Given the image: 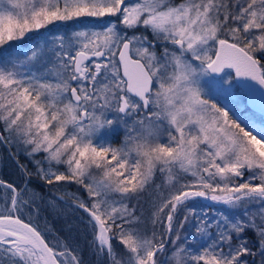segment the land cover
Returning <instances> with one entry per match:
<instances>
[{"label":"snow or ice","instance_id":"6c2138e0","mask_svg":"<svg viewBox=\"0 0 264 264\" xmlns=\"http://www.w3.org/2000/svg\"><path fill=\"white\" fill-rule=\"evenodd\" d=\"M241 91L264 115V0H0V264H264ZM60 185L84 246L40 225Z\"/></svg>","mask_w":264,"mask_h":264},{"label":"trees","instance_id":"16d2710c","mask_svg":"<svg viewBox=\"0 0 264 264\" xmlns=\"http://www.w3.org/2000/svg\"><path fill=\"white\" fill-rule=\"evenodd\" d=\"M239 107L249 111L248 106L239 105ZM0 156H3L0 153ZM4 162L10 163L9 160L5 159ZM22 163H27V161L22 160ZM5 166L11 167V165L4 164ZM14 171V169H13ZM13 171L11 174H13ZM15 174V172H14ZM4 172L0 173V176H3ZM9 176V175H8ZM15 178V177H13ZM34 187L39 188V185H34ZM45 196V202L41 204V216H40V225L42 228L47 227L53 231L54 235H59L61 238L72 240L73 242L79 243L81 246L85 245L87 237L84 226L81 223L83 218V213L71 207L72 200L70 196H65V193H75L77 191L76 187H66L63 185L48 189L47 187L41 189ZM57 197H64L63 200L58 199ZM51 202V203H49ZM203 203L207 204V202ZM145 210L147 211V204H145ZM51 238V237H49ZM86 257L89 261H92L91 256ZM163 259V257H162Z\"/></svg>","mask_w":264,"mask_h":264},{"label":"rangeland","instance_id":"374dc122","mask_svg":"<svg viewBox=\"0 0 264 264\" xmlns=\"http://www.w3.org/2000/svg\"><path fill=\"white\" fill-rule=\"evenodd\" d=\"M244 97H246V93L243 92V91H241V92L239 93V100H238V104H239V105L244 104V103H243V99H244ZM250 113H251V114H254V115L256 116L258 122H264L263 117H262L261 115H259L258 113H255V112H253V111H250ZM204 202L209 203L208 201H204ZM45 229H48V228L45 227ZM54 236H55V235H54L53 231H51V235H50V237L52 238V237H54Z\"/></svg>","mask_w":264,"mask_h":264},{"label":"water","instance_id":"95a60500","mask_svg":"<svg viewBox=\"0 0 264 264\" xmlns=\"http://www.w3.org/2000/svg\"><path fill=\"white\" fill-rule=\"evenodd\" d=\"M257 87H259V85H257ZM247 101H248V96H247ZM248 104V103H247ZM250 106V105H249ZM251 108H253L254 110H256L257 112H259V110L253 106H250Z\"/></svg>","mask_w":264,"mask_h":264}]
</instances>
